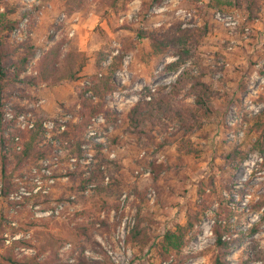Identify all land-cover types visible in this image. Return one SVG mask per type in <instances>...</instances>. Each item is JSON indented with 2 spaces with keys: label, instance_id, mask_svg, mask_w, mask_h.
I'll return each instance as SVG.
<instances>
[{
  "label": "rangeland",
  "instance_id": "rangeland-1",
  "mask_svg": "<svg viewBox=\"0 0 264 264\" xmlns=\"http://www.w3.org/2000/svg\"><path fill=\"white\" fill-rule=\"evenodd\" d=\"M88 2L70 12L64 0H3L2 12L17 8L15 17L20 11L27 13L13 31L12 41L31 43L36 50L21 76L25 82L3 95L5 151H21L20 133L33 129L22 127L21 116L34 124L41 117L46 143L55 147L54 153L64 155L58 148L56 128L62 130L60 123L68 117L72 118L66 123L78 120L74 107L81 108L79 93L90 87L98 74L95 54L101 49L107 52L105 66L121 58L113 76L116 89L104 96L106 109L118 114L119 123L137 103L152 101L158 86L170 90L188 69L192 75L203 71L204 80L224 99L211 118L205 119L208 138L202 142L206 149L203 158H186L180 173L173 169V178L161 179L158 185L150 180L152 164L163 175L175 165L179 139L171 132L177 123L157 133L161 143L168 137L165 148L155 146L147 151L124 138L108 151L115 122L112 116L107 129L101 115L104 121L95 124V137L105 140L110 159L119 161L127 179L122 197L107 204L91 196L79 204L61 202L68 180L63 178L68 166L65 160L54 157L17 168L12 155L5 158L0 146V231L5 240L0 264H4L1 254L14 240L28 243L15 250L23 263L35 258L40 264H214L220 251L214 234L217 223H230L234 238L240 237L242 230L246 233L231 246L229 264H264V152L252 150L264 133V128H254L264 125V10L261 19L249 23L244 11L213 10L210 0H163L153 7L133 0L117 11L94 0ZM97 18L99 22L88 29V50L82 51L76 44L79 22L92 26ZM176 25L181 29L206 27L209 34L193 52L195 60L170 69L181 59L176 53L178 46L163 57L155 56L142 33L166 31ZM57 46L59 60L70 51L83 52L88 58L86 67L92 65L91 73L84 74L85 67L75 82L31 83L29 79L38 76L43 56ZM181 99L184 104L193 102V98ZM50 122H55L54 129L46 126ZM231 143L248 152L238 169L222 168L219 159L217 164L214 161L216 150L227 149ZM7 185L9 196L3 194ZM12 188L18 190L12 193ZM189 215L199 217L181 253L189 258L184 263L174 255L163 260L159 245L165 233L177 225L185 226ZM140 221L151 237L148 245L128 242ZM253 229L256 231L251 234ZM86 232L89 237L84 236Z\"/></svg>",
  "mask_w": 264,
  "mask_h": 264
},
{
  "label": "trees",
  "instance_id": "trees-1",
  "mask_svg": "<svg viewBox=\"0 0 264 264\" xmlns=\"http://www.w3.org/2000/svg\"><path fill=\"white\" fill-rule=\"evenodd\" d=\"M64 1L70 12L81 9L84 4L89 3L88 0ZM94 1L105 8L117 11L133 0ZM142 1L144 5L153 7L162 3L163 0ZM200 1L192 0L194 3ZM2 2L3 0H0V146L3 152L6 153L5 158L7 155H12L17 168L28 162L38 164L44 159L54 157L59 160L63 159L68 165L63 178L68 180L65 183L66 188L62 193L61 202L68 200L73 204H79L91 196L97 197L103 200L104 204H107L112 200L118 201L127 187L123 167L118 160H112L109 156L108 151L111 150L110 146L113 143L120 144L122 139L129 138L133 144L141 149L148 151L155 146L162 149L169 144V140L168 137H165L164 142L161 143L157 133L166 132L170 125L177 123L178 127L172 129L173 132H171V135L177 136L179 139L175 165L171 166L163 175V171L157 170V167L152 164V177L150 180L154 185H158L161 179H165V181H168L169 178L172 179L171 172L173 169L174 173H180L186 158H203L206 149L202 142L208 138L205 119L211 118L216 108H218L219 101L224 99L220 92L204 80L205 73L201 71L199 75H192L191 69H188L170 90L165 85L158 86L152 101L137 103L128 110L125 120L119 123L118 114L106 109L104 96L116 89L113 76L121 58L118 57L116 62L114 61L110 65H103L107 55L105 49H101L95 54L98 74L93 77L92 85L82 89L79 93L78 99L81 108L76 110L77 107H74V114L78 116V120L67 123L65 130H60V126L56 128L55 132L60 138L58 148L64 155L59 152L54 153L55 147L46 143V129L44 119L41 117L36 121L32 130L20 133L23 144L21 151H5L7 143L6 139L2 137L4 131L3 95L7 89H14L25 82L21 79V76L27 71L36 50L31 43L16 44L12 41L13 31L27 13L20 11L19 14L17 13L19 17H15L17 8L12 10L6 8L2 12ZM209 6L213 10L224 13L242 10L247 15V21L251 23L262 18L264 0H210ZM208 34L209 29L206 27L181 29L179 25H176L166 31L142 33V36L148 38L153 54L158 57H163L173 47L178 46L176 53L180 55L181 59L170 66V69H176L188 60H195L193 52ZM59 53V46L46 53L39 63L38 76L29 79V81L31 83L46 82L52 85L78 81L87 65V56L83 52L70 51L63 59L59 60ZM88 93L91 94L90 97L87 96ZM182 96L193 98V102L184 104L181 101ZM101 115L106 120L103 126L106 125L107 129L112 116L115 122L114 133L115 131L116 133L109 136L108 151H106L103 143L88 137L92 120ZM255 126L256 131H261L264 128L262 124H256ZM203 133H205L204 136H201ZM226 148L221 151L216 150L214 161L217 164L219 159L222 162L220 164L222 168L238 169L247 159L248 152L239 144L231 143ZM252 150L264 152V133H262V137L258 139ZM88 154L92 155L91 160H89ZM17 190L12 188V193ZM10 192L11 189L8 188V185L5 186L3 194L9 196ZM198 222V215H189L185 226L177 225L175 230L165 233L159 245V253L163 260H168L174 255L180 257V263L187 261L189 257L181 256V253L188 243V234L195 229ZM255 231L256 229H253L251 234ZM1 234L0 231V248H3L5 240L1 237ZM214 234L217 239L216 244L220 248L214 258V264H229L227 258L231 253V246L243 239L246 233L242 230L239 232L241 236L234 238L235 229L230 223H217L214 227ZM84 236L89 237L88 232ZM128 242L143 245H148L151 242V237L142 221L132 230ZM27 244L24 241L14 240L12 247L7 248L1 254L2 262L4 264H40L35 258L24 263L18 259L15 250L17 247L27 246Z\"/></svg>",
  "mask_w": 264,
  "mask_h": 264
},
{
  "label": "built area",
  "instance_id": "built-area-1",
  "mask_svg": "<svg viewBox=\"0 0 264 264\" xmlns=\"http://www.w3.org/2000/svg\"><path fill=\"white\" fill-rule=\"evenodd\" d=\"M29 2H34V0H28ZM63 17H65V16H63ZM26 22H27V20L24 22L25 24L24 25H22V27H25V25H26ZM21 31V29H19V30H17L16 32L18 33V32H20ZM109 62V61H108ZM104 64H107V63H104ZM8 117H10V118H12L13 119V115H11L10 113H8ZM71 119L72 117H68V119ZM26 118H25V116H21L20 118H19V120L21 121V122H23L24 121V123L22 124V127L23 128H30V129H32V128H34V126H35V124H34V122L30 119V118H28V120H25ZM68 119H66V120H64V121H61V129L62 130H65L66 129V122H67V120ZM104 121V119H103V117L102 116H99L98 118H95V119H93V123L89 126V135H88V137L89 138H92V139H94V140H96V141H98V142H100V143H103L104 144V146L106 145L105 144V140L103 141V139L102 138H98V137H95V135H96V132H95V124H97V123H100V122H103ZM46 126L47 127H49L50 129L52 128V129H54V127H55V122H50L49 123V125H47L46 124ZM93 136V137H92ZM91 157H92V155L91 154H88V158H89V160H91Z\"/></svg>",
  "mask_w": 264,
  "mask_h": 264
},
{
  "label": "crops",
  "instance_id": "crops-1",
  "mask_svg": "<svg viewBox=\"0 0 264 264\" xmlns=\"http://www.w3.org/2000/svg\"><path fill=\"white\" fill-rule=\"evenodd\" d=\"M90 21V20H89ZM99 22L98 18L97 19H94L93 21V25H86L85 22H79V25H78V29H79V41L78 43H76L79 47H80V50L82 51H87L88 50V44H89V38H90V32L88 29L92 30L94 28V25L97 24ZM91 70H92V65L89 64L85 70H84V74L86 73H91Z\"/></svg>",
  "mask_w": 264,
  "mask_h": 264
}]
</instances>
